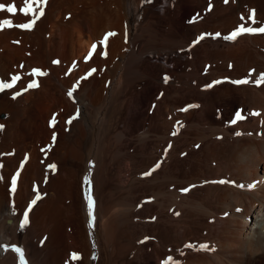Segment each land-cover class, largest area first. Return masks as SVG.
Here are the masks:
<instances>
[{
  "label": "bare ground",
  "instance_id": "6f19581e",
  "mask_svg": "<svg viewBox=\"0 0 264 264\" xmlns=\"http://www.w3.org/2000/svg\"><path fill=\"white\" fill-rule=\"evenodd\" d=\"M0 3L18 9L0 11V21L13 23L0 30V80L21 77L0 92V245L9 248L0 264H19L13 246L28 264H264V84L232 83L264 73V34L193 43L228 35L256 0H47L33 5L44 14L31 30L15 26L32 19L19 11L23 0ZM128 3L141 13L132 40ZM255 19L251 26H264L261 13ZM107 32L117 35L102 58ZM33 69L47 75L33 77ZM33 80L39 86L24 91ZM78 80L74 102L67 92ZM188 105L198 107L180 111ZM238 111L245 119L232 123ZM90 164L94 228L84 198ZM221 179L256 187L204 183ZM34 185L42 198L21 230Z\"/></svg>",
  "mask_w": 264,
  "mask_h": 264
},
{
  "label": "snow or ice",
  "instance_id": "6c2138e0",
  "mask_svg": "<svg viewBox=\"0 0 264 264\" xmlns=\"http://www.w3.org/2000/svg\"><path fill=\"white\" fill-rule=\"evenodd\" d=\"M145 2H147V0H145ZM229 2V0H224V3L227 4ZM23 4L24 6L19 9V11H21L25 16L31 14L32 15V19L30 20V22L27 23H22V24H18L15 25L16 27L22 28V29H26V30H31L36 21L43 16L44 12L41 8V10L39 12H36L35 8L33 7V5H37V6H42V5H46L47 4V0H23ZM0 11H7L10 14H15L18 9L15 5V3H11L8 5H5L3 3H0ZM241 21H244V23L239 24L233 31H231L228 35H223L219 32L212 34V33H205V34H201L197 40H195L193 43H198L200 40L205 39L206 36H211L212 38H223L224 40L227 41H235L238 37L245 35V34H249V35H256V34H264V26H260V27H253L251 26L252 24H256V19H255V10L251 11L250 16L248 17V20H245V17L242 15L240 17ZM248 21H251V24L249 26H245V23H248ZM4 26L7 27H12L13 23L11 20H4V21H0V30L3 29ZM117 35V33L115 32H107L103 39L98 41V44L103 48V51H101L99 54L101 55L102 58H107L108 52H107V47H108V41L110 37H113ZM125 42L127 43V33H125ZM97 52V43H94L90 50L88 51L87 56L85 57V62H88L93 55ZM54 64H58L59 61L58 60H54L53 61ZM21 67H23V65H21ZM73 67H75V62L73 63ZM96 69H89V71L82 77H80V80H84L87 79L88 76H90L92 73L96 72ZM255 72V70H251L249 73V77L252 76V74ZM69 73H65V75H68ZM29 75L35 77V76H42V75H47V73L43 72L40 69H33L31 73H29ZM21 79V77L19 75H13L11 77V83H7L4 82L2 80H0V92L4 91L5 89H11L14 87V85L17 83V81H19ZM80 80L76 81V83L68 90L67 95L69 98L73 99L75 102V98L73 96L74 92L77 90V88L79 87V83ZM169 80L168 76H164V82L167 83ZM255 83L257 86H260L261 84H264V73H259L257 78L255 80H250V79H243V80H236V81H232V83L234 84H247V83ZM216 83H219V81H217ZM38 82L36 80L31 81L26 88L24 89V91H27L28 89H32V88H37ZM22 92H16L13 96V98H15L16 96L21 95ZM193 107H198V105H188L185 108L180 109V111H188L189 108H193ZM80 115V110L79 108L76 109V112L73 116H71L66 123L67 124H71L73 122V120H76L79 118ZM251 115H255L258 116L260 115L259 112H252ZM245 119V116L241 114V112H237L235 114V119L232 121V123H236L239 120H243ZM56 123V118L55 116H53L52 120L50 121V126H54ZM182 126L180 121H177V125L174 128L172 135L175 136L178 131L179 128ZM3 126L0 125V129H2ZM250 134V133H249ZM236 135H241V133H236ZM52 140L53 143H55L56 141V134L53 133L52 136ZM197 147H199L197 145ZM171 148V144L168 145V148L165 149V156L167 155V151L168 149ZM42 151H44V149H42ZM162 160L158 161L152 168H150L147 172L143 173V176L147 177L152 175V173L154 171H156L157 169H159L161 167L162 164ZM22 166V165H21ZM50 169H52L53 171L56 169V165L55 164H51L48 166ZM92 167H94L93 164L89 165V172L88 174H86L84 176V198L86 201V207H87V212H88V217H89V226L93 227L95 226V198L92 194V182H91V169ZM0 168H2V165H0ZM20 176V172L17 171L13 176H11L9 178V192L10 195L15 193L16 188H17V183H18V177ZM3 177L0 176V180H2ZM204 183H218L221 185L224 184H231L235 187H239L241 189L247 188L248 190H252L256 187L255 183L252 184H248V185H244V184H236L235 181H230V180H218V181H205ZM197 187V185H190L188 188H183L180 191L182 193H187L189 191H191L193 188ZM33 192L35 193V196L33 199H31V201L27 204V206L25 207V209L22 211L21 215H22V221L19 225V228L21 230H23L29 223H30V212L32 211L33 206H35L37 204V202L42 198L41 193L39 192V189L37 186L34 185L33 187ZM237 211H241L240 209H236ZM176 215H179V213H175ZM155 219V218H153ZM147 239V238H146ZM41 243H43V241H41ZM141 243H143V241H141ZM185 247L188 248H195L197 250H211L209 248V246L207 244H200V245H195V244H187L185 245ZM9 250V248L7 246L4 245H0V252H7ZM11 251H13L14 253H16L18 255V260H19V264H28L26 258H25V253L22 247L19 246H13L11 248ZM96 257L93 256V259H95ZM71 259L72 260H77L79 259V256L77 253H72L71 255ZM163 264H178L177 261L173 260L172 257H168Z\"/></svg>",
  "mask_w": 264,
  "mask_h": 264
},
{
  "label": "rangeland",
  "instance_id": "374dc122",
  "mask_svg": "<svg viewBox=\"0 0 264 264\" xmlns=\"http://www.w3.org/2000/svg\"><path fill=\"white\" fill-rule=\"evenodd\" d=\"M214 1L215 0H206V4L211 5L212 3H214ZM130 7H132V5L131 3H128V5L126 6L127 26H128V32L130 31L129 38H131L130 40H132L141 22V13H133L131 10L132 8ZM252 10H255V16H260L261 13V18L264 21V0H256L255 7L252 8ZM118 81H119V77L115 78L113 83H115L116 85Z\"/></svg>",
  "mask_w": 264,
  "mask_h": 264
}]
</instances>
